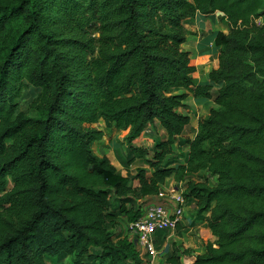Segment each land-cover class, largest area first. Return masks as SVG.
<instances>
[{"label":"trees","instance_id":"obj_1","mask_svg":"<svg viewBox=\"0 0 264 264\" xmlns=\"http://www.w3.org/2000/svg\"><path fill=\"white\" fill-rule=\"evenodd\" d=\"M196 13L227 26L203 84L182 47ZM263 14L264 0H0V264H145L112 230L168 177L215 239L185 262L156 231L162 264H264ZM188 93L213 106L182 140ZM99 121L126 131L133 174L93 151ZM157 123L165 140L133 143Z\"/></svg>","mask_w":264,"mask_h":264},{"label":"crops","instance_id":"obj_2","mask_svg":"<svg viewBox=\"0 0 264 264\" xmlns=\"http://www.w3.org/2000/svg\"><path fill=\"white\" fill-rule=\"evenodd\" d=\"M217 17V13L210 15H201L200 13H196V15L190 19L191 25L187 27L190 33L186 35V41L182 44L183 49L189 52L190 63L195 66L193 77L201 84L209 82L210 70L215 69L218 66V48L213 45V34L217 31L224 33L227 32L226 24ZM215 89L216 88L214 87L212 91H215ZM185 103L187 108H180L179 111L181 113L188 114L190 120L189 124L184 128L181 136H179L182 140L185 138H192L194 132L196 131L198 120L205 117L210 108L213 106V102L210 99L195 97L191 93H188ZM98 125L104 135L102 139L95 141L93 146L95 143H99V147L107 144L108 148H104L105 150L103 155L111 161V163L122 175L125 176L128 173L133 174L135 169L140 166L139 160L135 159L123 168L122 161L113 155L112 150V148H115L113 146L117 144L116 139L119 138L120 135H115L111 139L110 137L106 138L107 134L103 128L105 127L109 131L114 128L106 127L103 121H99ZM100 125H102V127ZM166 138V131L160 124L157 123L154 127H147L133 143L137 146L150 148L155 139L165 140ZM176 146H178L181 153H185L187 150L186 145ZM109 153L114 156L113 159ZM95 154L101 156L96 152ZM182 160L183 157H180L179 161ZM175 183L176 181L172 177H168L165 179L162 186L168 187L174 185ZM203 238L210 241L215 239L209 228H207L200 217L195 214L193 203L187 202L183 216L175 229V233L172 232L168 234L163 244L167 252L176 249L178 246L190 249L191 252L189 254L183 255V260L188 262L193 260L194 254H199L204 251L202 242Z\"/></svg>","mask_w":264,"mask_h":264},{"label":"built area","instance_id":"obj_3","mask_svg":"<svg viewBox=\"0 0 264 264\" xmlns=\"http://www.w3.org/2000/svg\"><path fill=\"white\" fill-rule=\"evenodd\" d=\"M255 22L264 23V14L256 18ZM183 191L182 182L168 187L161 186L156 195L146 197L142 215L128 225L129 234L135 238L136 246L149 256V264H153L156 256L159 258L162 255L155 247L154 233L161 230H167L168 234L174 232L183 216L186 206ZM149 199L155 201L145 205Z\"/></svg>","mask_w":264,"mask_h":264},{"label":"rangeland","instance_id":"obj_4","mask_svg":"<svg viewBox=\"0 0 264 264\" xmlns=\"http://www.w3.org/2000/svg\"><path fill=\"white\" fill-rule=\"evenodd\" d=\"M190 23H191L190 22V19L185 20L184 21L185 27L186 28L189 27L191 25ZM17 100H18V102L20 104V107L22 109H25L27 112L28 111L29 112L32 111L31 108H30V103L32 102L30 95H24V96L20 97ZM101 124L103 125L102 122H101ZM102 125H100V126L102 127ZM103 129L105 130V133L107 134V137L106 138L110 137V139H111L115 135H118V134L120 135L119 138L116 139L117 144H115V146H113L115 148H112V150H113V155L116 158H119V160L122 161V166H123V168H125L126 167L125 160L127 158V145H126V143L124 141V135L126 134V131H121V130H116V129H113V130L109 131L105 127ZM180 145H183L182 140L180 142ZM104 148L107 149L108 148V145L105 144V145H102V146L99 147V143H95L94 146H93L94 151L97 154H99V155H102L103 154V152L105 150ZM108 152H111V151H108ZM182 154H184V152ZM110 156L113 159L114 156H112V154H110ZM140 165H141V163H140ZM128 175H131V174L128 173ZM196 177L197 176L195 175V176L192 177V179H195ZM210 182H213V180H211ZM10 184H11L10 183V180H9V178H7V186L9 187ZM152 201H155V200L154 199L147 200L145 202V205L147 203H151ZM125 220H126V218L123 217V216H121L119 218V221L117 223L118 226L116 225V227L112 230V234L114 235V238L117 237V236H120V235H124V233H127L128 236L133 239L132 235H130L129 232H127V223H126ZM174 233H175V231H174ZM179 247L182 248V246H178L177 248H179ZM136 249L138 250L139 254L143 256V260H144L145 264H149V261H150L149 256L146 255V254H144L143 251L139 247L136 246ZM162 261H163V258L162 257L161 258H157V256H156L155 259H154L153 264H157V263L162 264Z\"/></svg>","mask_w":264,"mask_h":264}]
</instances>
